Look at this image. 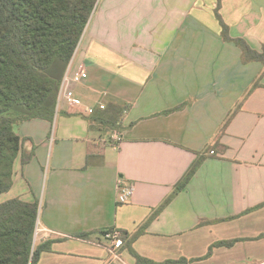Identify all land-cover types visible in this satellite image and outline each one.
I'll use <instances>...</instances> for the list:
<instances>
[{"label":"crops","instance_id":"crops-1","mask_svg":"<svg viewBox=\"0 0 264 264\" xmlns=\"http://www.w3.org/2000/svg\"><path fill=\"white\" fill-rule=\"evenodd\" d=\"M218 3L106 0L69 66L65 91L76 106L62 98L53 123L14 127L32 159H17L0 203L39 204L36 242H55L37 264H138L127 248L112 263L101 235L112 229L139 234L133 250L157 264H264V65L243 63L223 41ZM219 12L232 39L262 52L264 0H220ZM81 64L89 77L75 84ZM110 103L127 107L124 131L103 147L86 111ZM201 158L187 188L145 228ZM120 182L134 186L125 205Z\"/></svg>","mask_w":264,"mask_h":264},{"label":"trees","instance_id":"trees-1","mask_svg":"<svg viewBox=\"0 0 264 264\" xmlns=\"http://www.w3.org/2000/svg\"><path fill=\"white\" fill-rule=\"evenodd\" d=\"M98 2L99 0H0V197L9 193L13 187L17 159L21 157L23 166L32 159V155L25 153L24 143L15 133L14 127L35 119L54 122L62 82ZM218 2L215 16L223 41L232 42L241 50L243 63L257 61L264 65V49L257 52L244 39L230 37L229 26L219 12L220 0ZM257 86L256 83L253 89ZM126 110L127 107L115 103L106 105L104 110L96 109L87 118L89 130L99 134L100 139L113 132L122 134ZM234 114L229 116L224 127H227ZM112 144L102 143V146ZM91 160L92 154L89 153L88 165ZM202 163L203 158L191 166L173 193L154 210L145 223V228L187 188ZM38 221V203L30 204L20 199L0 203V264H37L42 253L52 250L55 241H35ZM108 231L111 230L104 231L101 235L104 237ZM138 236L136 234L129 239L121 231L123 248L129 250L138 264H157L142 258L133 250L132 243ZM87 237L88 235L80 236L82 239ZM237 241L214 244L207 257L211 256L215 247H231Z\"/></svg>","mask_w":264,"mask_h":264},{"label":"built area","instance_id":"built-area-1","mask_svg":"<svg viewBox=\"0 0 264 264\" xmlns=\"http://www.w3.org/2000/svg\"><path fill=\"white\" fill-rule=\"evenodd\" d=\"M76 55V54H75ZM69 68L65 74L64 80L61 85V91L58 99V104L62 100V98H65L69 104V106L74 107L76 106L75 100L73 98V93L71 91H65V87L69 81ZM89 77V74L86 70V67L84 64H81L78 68V71L74 74L72 77V81L75 84H81L85 82ZM99 109L104 110L106 108L105 104H100ZM95 108H88L86 111V114L88 116H91L95 112ZM112 138L116 140L115 143L120 141V134L115 132L112 135ZM211 155H215L214 151H211ZM134 194V186L133 185H125L123 182L119 183V188H118V203L120 205H125L128 204L133 197ZM39 232V226H37L36 233ZM104 238L109 241L110 247H109V253L111 255V261L112 263H116L119 261H122L121 259V251L124 247V241L121 238V231L119 229H112L111 231H108Z\"/></svg>","mask_w":264,"mask_h":264},{"label":"rangeland","instance_id":"rangeland-1","mask_svg":"<svg viewBox=\"0 0 264 264\" xmlns=\"http://www.w3.org/2000/svg\"><path fill=\"white\" fill-rule=\"evenodd\" d=\"M100 2H98V4H97V6L98 7H96V9H95V14L93 15V18H92V21L91 22H93V20H94V17H95V15H97V13H99V11L101 10V7L103 6V4L105 3V1L106 0H99ZM81 48H82V39H81V41H80V43H79V46H78V48H77V51H76V55L78 54V52L81 50ZM115 132H113L112 133V135L114 134ZM112 135H104V137L103 138H101V139H105V141L104 142H102V143H104V144H108V145H110V143H115L116 142V140L114 139V138H112ZM110 136V137H109Z\"/></svg>","mask_w":264,"mask_h":264},{"label":"water","instance_id":"water-1","mask_svg":"<svg viewBox=\"0 0 264 264\" xmlns=\"http://www.w3.org/2000/svg\"><path fill=\"white\" fill-rule=\"evenodd\" d=\"M37 234V233H36ZM35 241H36V238H35Z\"/></svg>","mask_w":264,"mask_h":264}]
</instances>
